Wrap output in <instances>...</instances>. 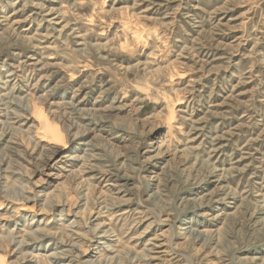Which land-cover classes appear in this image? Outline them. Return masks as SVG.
Wrapping results in <instances>:
<instances>
[{"label": "rangeland", "instance_id": "374dc122", "mask_svg": "<svg viewBox=\"0 0 264 264\" xmlns=\"http://www.w3.org/2000/svg\"><path fill=\"white\" fill-rule=\"evenodd\" d=\"M1 263L264 264V0H0Z\"/></svg>", "mask_w": 264, "mask_h": 264}, {"label": "bare ground", "instance_id": "6f19581e", "mask_svg": "<svg viewBox=\"0 0 264 264\" xmlns=\"http://www.w3.org/2000/svg\"><path fill=\"white\" fill-rule=\"evenodd\" d=\"M127 27V26H126ZM132 29V28H131ZM140 35V34H139ZM141 36V35H140ZM156 57V56H155ZM176 106V105H175ZM171 107V106H170ZM42 113V112H41ZM36 115V114H35ZM172 116H173V114H172ZM170 120V119H169ZM172 120V119H171ZM170 120V121H171ZM44 121V120H43ZM169 125V124H168ZM47 132V131H46ZM38 135H40L41 137H45V136H47L50 140L49 141H52V140H54V141H58L57 139H54V137H55V134H51L52 136H49V135H47L46 133H45V131L44 130H41V131H38V133H37ZM46 137V138H47ZM46 138H45V140H46ZM52 139V140H51ZM53 141V142H54ZM56 144V143H55ZM25 208V207H24ZM16 210V209H15ZM17 211V210H16ZM2 264V263H1Z\"/></svg>", "mask_w": 264, "mask_h": 264}]
</instances>
